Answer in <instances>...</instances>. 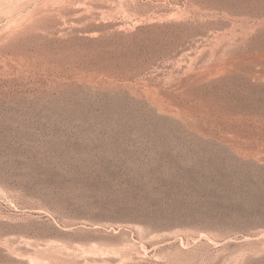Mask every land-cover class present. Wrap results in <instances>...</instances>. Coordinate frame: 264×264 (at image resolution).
I'll use <instances>...</instances> for the list:
<instances>
[{
    "label": "rangeland",
    "instance_id": "rangeland-1",
    "mask_svg": "<svg viewBox=\"0 0 264 264\" xmlns=\"http://www.w3.org/2000/svg\"><path fill=\"white\" fill-rule=\"evenodd\" d=\"M0 264H264V0H0Z\"/></svg>",
    "mask_w": 264,
    "mask_h": 264
}]
</instances>
